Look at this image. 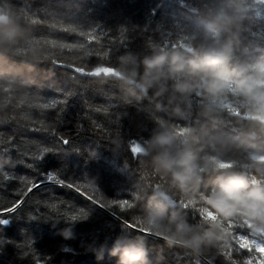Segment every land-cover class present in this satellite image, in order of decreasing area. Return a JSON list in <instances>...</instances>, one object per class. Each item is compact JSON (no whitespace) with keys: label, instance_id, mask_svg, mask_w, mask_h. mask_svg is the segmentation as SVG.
Returning a JSON list of instances; mask_svg holds the SVG:
<instances>
[{"label":"clouds","instance_id":"9594fccd","mask_svg":"<svg viewBox=\"0 0 264 264\" xmlns=\"http://www.w3.org/2000/svg\"><path fill=\"white\" fill-rule=\"evenodd\" d=\"M197 3L202 38L190 41V52L151 48L140 55L126 51L117 57L109 79L124 105L136 106L148 100L157 110L191 121L180 132L159 124L137 145L139 208L131 218L147 233L162 238L169 248L184 250L195 264L200 260L214 264L224 240L220 220L247 218L250 230L264 229V189L245 191L244 178L225 164L239 159L241 147L251 149L254 155L264 154V143L242 146L221 134L226 119L221 105L228 99L226 88L230 84L236 96L247 98L253 116L264 120V91L258 88L264 80V60L248 63L235 58L246 19L235 0ZM17 43L7 14L0 10V57L13 54ZM34 62L39 63V57ZM194 93L200 98L195 104L191 102ZM248 127L264 135L257 125ZM248 162L260 170L258 163ZM198 198H203V206L218 220L190 219L180 201L190 203ZM62 234L66 239L74 238L70 228ZM84 254L97 261L107 256L115 264L164 261L162 250L154 249L143 232L127 229L110 240L87 243Z\"/></svg>","mask_w":264,"mask_h":264},{"label":"snow or ice","instance_id":"6c2138e0","mask_svg":"<svg viewBox=\"0 0 264 264\" xmlns=\"http://www.w3.org/2000/svg\"><path fill=\"white\" fill-rule=\"evenodd\" d=\"M10 2L13 8L19 12L22 20L28 24L30 33L28 44L24 48L18 49V52L26 54L28 49L40 47L59 49L60 52L39 57V67L48 70V65H51L52 78L47 82L33 85L30 90V98L26 102L29 109L37 110L42 116L47 114V119L52 120L53 125H47L44 119H40L38 122L35 119H29L30 124L24 126L25 134L32 136L51 131V146H48L49 141L47 143L43 141V147L38 148L35 153L17 155L21 146V140L18 138L19 128H10L5 133L7 143L0 145L4 155L8 157L9 164L12 165L11 167L7 164L0 166V181H2L0 187L13 190L11 199L6 204H0V256L5 255L7 250L12 248L17 259L28 258L31 260V264H67L69 256H80V252L75 246L61 243L54 246L51 252H41L34 247V238L31 232L21 230V238L14 239L7 233L9 226L14 219H19L21 216L27 221H50L72 226L87 220L90 213L97 209L104 210L118 220L122 226L120 231L127 229L130 232H143L147 236L148 243L158 244L160 241H164L162 238L147 233L138 222L128 218L129 215L132 217L139 208L136 199L138 194L136 184L129 192L130 199H108L102 193L98 194V187L66 180L61 167H45V165L50 156L56 158L59 156L61 147L77 155L89 151V155L94 157L96 155L94 151H90L91 149L88 147L82 148L77 145L68 133L60 129L65 125L80 121L77 133H81V130L83 133L92 131L94 137L98 131L103 130L102 125L93 119V127L90 129L83 121L90 119L93 112L110 115L116 105L109 102L106 106H97L87 99L80 103L81 89L105 86L114 89L109 79L114 73V57L126 51L143 55L155 47L160 51L179 49L190 52V41L194 38V35L187 34L190 21L178 20L168 25H158L151 32L145 26L142 32L143 38H141L135 31L130 32L123 27L117 31L102 30L98 26L85 27L70 16L36 6L35 0H10ZM255 6L258 18H264V0H255ZM196 11V8L192 6L191 12L196 13ZM41 29L44 30L41 31ZM140 32L141 30H139ZM117 34L121 37L118 41ZM261 35L264 36V32ZM76 37L79 38V41L71 42ZM136 41H139V44L137 49L133 50L132 44ZM257 50L264 51V49ZM245 51L247 50L245 49ZM61 73L63 74L61 75ZM258 88L264 91V80L259 82ZM33 92L36 95H31ZM226 95L228 99L221 105L226 118L221 134L226 139L242 146L248 143H264V135H257L256 129L250 130L248 127L250 124H255L264 133V120H257L253 116L247 98L236 96L235 87L231 84L226 88ZM199 99L194 93L191 102L195 104ZM118 120L117 117L113 123H117ZM37 123L40 127L36 126ZM162 123L168 124L180 132L191 121L180 118L173 119L168 113L167 119L159 122V124ZM148 129H150V124L146 126L145 135L150 133ZM142 138L143 136L139 140L132 139L130 141L129 150L133 156L136 154L137 145L142 142ZM37 139L39 140L38 136ZM238 155L239 159L234 162L232 160L225 161L227 169L244 178L247 184L245 191L264 189V154L254 155L251 149L241 147L238 150ZM249 160L258 163L261 166L260 170L256 171L248 162ZM21 165H26L28 169L32 170L35 174L33 179L18 175ZM121 170L126 175L131 173L127 163L121 165ZM133 179L134 177L129 175V183ZM16 180L23 183L22 188H16L14 183ZM126 186L120 184L116 188L123 190ZM64 188L86 195L90 204H84L77 208L71 202L74 198L64 200L61 198L62 195L37 199V194L42 190L55 194L57 189ZM86 190H90V192ZM119 194H122V191ZM202 199H194L190 203L180 201V203L193 222L218 220L219 218L211 210L203 206ZM54 200H59L60 203H53ZM65 205H67V210L61 213L59 209ZM219 222L224 240L219 245L218 264H264V229L250 230L247 218L237 217ZM115 236L110 231L102 234L90 233L82 237V241L87 239L110 240ZM161 247L163 246L161 245ZM185 254L189 255L186 252ZM86 258L90 259V257ZM91 264H115V262L113 258L106 256L104 260H94ZM198 264H206V262L200 260Z\"/></svg>","mask_w":264,"mask_h":264},{"label":"trees","instance_id":"16d2710c","mask_svg":"<svg viewBox=\"0 0 264 264\" xmlns=\"http://www.w3.org/2000/svg\"><path fill=\"white\" fill-rule=\"evenodd\" d=\"M35 2L38 7L48 8L70 16L85 27L98 26L106 31H117L123 27L130 32L135 31L141 38H143L142 30L145 26L151 32L158 25H168L178 20H189L190 25L187 34L194 35L196 40L202 38L198 23L199 5L197 0H35ZM235 5L243 9L246 16L243 30L239 34V46L236 49L235 58L248 63L264 60V51L257 50L264 49V36L261 35L264 32V18H258L255 0H235ZM192 6L196 8V13L191 12ZM0 10H4L7 14L9 25L18 38L17 50L13 54L0 57V145L7 143L5 133L10 128H19L18 138L21 140V146L17 155L35 153L38 148L43 147V141L45 143L49 141L48 146H51L52 133L51 131L41 132L29 136L25 134L24 126L30 124L29 119H35L37 122L44 119L49 126L53 125V121L47 119V114L42 116L37 110L29 109L26 104L30 98V90L33 85L47 82L48 79L52 78L51 65H48V70H45L34 61L36 57L49 55L53 52L59 53L60 50L40 47L28 49L26 54L19 53L18 49L24 48L30 40L28 24L22 20L19 12L13 8L10 0H0ZM43 30L41 29V31ZM139 30H141L140 33ZM157 34L159 35V33ZM120 38L117 34V41ZM78 41L79 38L76 37L71 42L76 43ZM138 44L139 41L132 44L133 50L137 49ZM155 49L159 51L157 48ZM118 56L114 57L115 66ZM249 74H253L251 70ZM110 83L114 86V89L110 86L89 88L87 90L81 89L80 103L87 99L97 106H106L109 102L116 105V108L111 110L110 115L93 112L90 119L83 121L91 129L93 127L92 120L95 119L97 123L102 125V131L97 130L98 134L94 137L92 131L83 133L81 130V133H77L80 121L65 125L60 129L68 133L77 145L82 148H90V151H94L96 155L94 157L90 156L89 151H85L80 155L72 154L70 150L61 147L59 156L57 158L50 156L45 167H61L66 180L98 187V194L102 193L108 199H130L129 192L139 182L140 175L136 159L129 150L130 141L132 139L139 140L141 136L146 137V126L150 124L148 130L151 132L153 128L159 125V122L167 119L169 112L157 110L148 100L136 106L124 105L118 98L114 83L111 80ZM31 95H36V93L33 92ZM109 97L111 98L110 101ZM124 113H127V115H124ZM117 117L119 118L118 122L113 123ZM171 117L173 119L177 118L172 115ZM36 126L40 127L39 123ZM7 158L3 153V148L0 147V166L6 164L9 167L12 166ZM125 163L131 169L129 175L134 177L131 183H129V175L121 170V165ZM18 175L28 179H33L35 176L26 165H21ZM148 179L152 180L151 177H148ZM14 183L16 188L23 187L20 180H16ZM120 184L127 186L123 190L116 188ZM86 191L90 192V190ZM121 191L122 194H119ZM12 194V189L0 187V204H6L11 199ZM51 195H62L61 198L64 200L74 198L71 202L77 208L84 204H90L86 199V195H81L67 188L57 189L55 194L42 190L37 194V199ZM52 202L60 203L59 200ZM66 210L67 205L59 209L61 213ZM117 211L119 210L117 209ZM128 218L131 219V216L129 215ZM121 227L118 220L104 210L97 209L90 213L87 220L72 226L63 223H51L50 221H27L21 216V218L12 221L7 233L14 239H20L21 230L31 232L34 238V247L41 252H51L54 246L61 243L71 244L77 248L80 256H69L67 264H91L92 261L96 260L95 257L90 254L85 255L84 251L87 243L97 240L87 239L82 241V237L90 233L102 234L109 231L117 235ZM69 228L73 233L74 238L72 239H66L62 234L65 229ZM149 244L154 249L162 250L163 264H195L193 258L186 255L184 250L169 248L164 241H160L158 244L151 242ZM86 257H90V259ZM0 264H31V260L28 258L17 259L14 250L9 248L5 255L0 256ZM214 264H218V261L215 260Z\"/></svg>","mask_w":264,"mask_h":264},{"label":"bare ground","instance_id":"6f19581e","mask_svg":"<svg viewBox=\"0 0 264 264\" xmlns=\"http://www.w3.org/2000/svg\"><path fill=\"white\" fill-rule=\"evenodd\" d=\"M180 2V1H179ZM130 14V13H129ZM118 17V16H117ZM143 31V30H142ZM121 135V134H120ZM123 150V149H122ZM135 184V183H134Z\"/></svg>","mask_w":264,"mask_h":264}]
</instances>
